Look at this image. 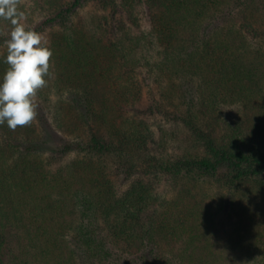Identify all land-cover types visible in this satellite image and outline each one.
Wrapping results in <instances>:
<instances>
[{"label":"trees","instance_id":"trees-1","mask_svg":"<svg viewBox=\"0 0 264 264\" xmlns=\"http://www.w3.org/2000/svg\"><path fill=\"white\" fill-rule=\"evenodd\" d=\"M228 1H37L25 29L53 51L51 77L30 126L0 125V264H222L235 251L264 264V207L232 199L242 208L225 239L207 202L160 191L183 176L264 186L263 57L245 69L230 30H201ZM12 28L0 17V82ZM151 64L158 77L144 70ZM189 72L190 95L179 82ZM229 105H243L234 121ZM48 125L63 135L60 151L75 153L69 160L34 147ZM183 191L195 197V187Z\"/></svg>","mask_w":264,"mask_h":264},{"label":"rangeland","instance_id":"rangeland-1","mask_svg":"<svg viewBox=\"0 0 264 264\" xmlns=\"http://www.w3.org/2000/svg\"><path fill=\"white\" fill-rule=\"evenodd\" d=\"M37 1L38 0H19V2L24 4L26 7V11L23 8L26 17H24L21 22L24 27H27L31 23V20L35 17L33 15L38 11ZM91 8H93V6L89 5L87 10L90 11ZM141 16L143 18L142 25H149L151 14L150 8L147 7V5H145L143 8ZM211 16V19L213 18L214 20L208 21L209 23H206V25L204 24L205 27H203L201 30L207 33L211 31L230 30L231 33H227V36L231 41L238 43V45L241 46V49L246 52H244L245 54L241 60V63H243V67L245 69L246 67L250 68L249 65L252 66L253 62L257 61V59H261V57H263L264 60V0H229L227 5L219 8L216 13L213 15L211 14ZM251 19H254V21L255 19L258 20V23L261 25L259 31L255 29V26H253L254 24L251 25ZM7 30L8 29L5 31ZM261 31H263V34H261ZM163 54L164 53L162 51H158V53L153 58L157 59L158 62H161L164 59ZM154 66L155 65L151 64L150 67L144 68V70L149 69L151 71L150 73H148L149 71L147 72L151 78L158 77L157 75L159 74L160 70L156 66L155 69H153ZM182 81L183 85L188 86V95L191 93V87H193V90H196L198 81L194 80V76H192L190 72L187 74V76L183 75V77L179 79L180 83ZM157 93L159 94L162 92L158 91ZM173 98L177 100L178 97L174 96ZM150 100L147 104L152 103V97ZM227 109L228 111L225 112L227 113L228 119L234 121L236 118L233 117L232 113L237 110L243 112V105L236 107L234 105H229L227 106ZM252 116L253 115H251V118ZM252 120L254 121L255 119L252 118ZM223 121V123H226V120ZM173 143L178 147V145L184 143V141H176ZM33 145L38 151L42 153L43 156H47L48 158L53 159L55 162L69 160L75 154H64L60 151V148L63 145V135L51 125H48L44 129L40 138L37 139ZM219 177H202L198 178L199 180L197 181L195 180L196 178L194 179L192 176H183L179 177L178 181L172 179L167 183H165V181L162 183L160 191L165 193L167 200L169 198L180 197L182 194V196L184 195L183 197H185V201H192L191 203L193 205L197 201H205V203L207 202L206 206L208 208H206V212H208V210L210 211V213H208L210 214L208 221L209 225L211 224L213 230L218 231V234H222V237L225 236L226 239L229 231L234 227L233 222L237 218V215L236 213L234 214V212H236L238 207L242 208L235 204L232 199H234V201H242V205L249 207V211L257 212L264 207V186H262L260 189H256L255 185L252 190H249V187L246 183L243 185L235 183L234 187L230 188L228 183L220 181ZM183 186L185 187L182 188ZM192 187H195V191H193L195 197H191V195H188L183 191ZM243 190L248 192L246 197L242 196ZM161 209H164V207L161 206L160 210ZM229 217H234L235 219L231 220V223H229ZM223 248L224 247H218V250H222ZM239 254V251H235L231 254L229 252L228 259H234V261L230 262L227 260L222 264H254L253 260L246 261L243 258L244 256Z\"/></svg>","mask_w":264,"mask_h":264},{"label":"clouds","instance_id":"clouds-1","mask_svg":"<svg viewBox=\"0 0 264 264\" xmlns=\"http://www.w3.org/2000/svg\"><path fill=\"white\" fill-rule=\"evenodd\" d=\"M19 0H0V17L11 20L13 28L6 41L8 68L0 82V125L15 131L35 120V98L51 77L53 51L42 34L26 30L17 17Z\"/></svg>","mask_w":264,"mask_h":264}]
</instances>
